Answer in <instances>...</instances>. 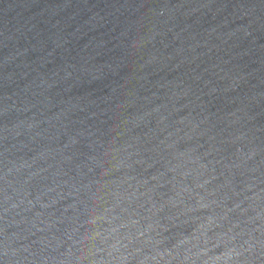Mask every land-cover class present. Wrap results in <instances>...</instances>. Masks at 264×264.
Masks as SVG:
<instances>
[{
	"label": "water",
	"instance_id": "water-1",
	"mask_svg": "<svg viewBox=\"0 0 264 264\" xmlns=\"http://www.w3.org/2000/svg\"><path fill=\"white\" fill-rule=\"evenodd\" d=\"M0 264H264V0H0Z\"/></svg>",
	"mask_w": 264,
	"mask_h": 264
}]
</instances>
